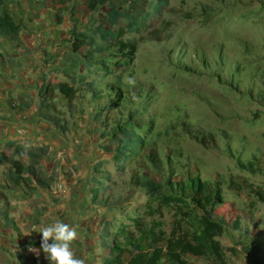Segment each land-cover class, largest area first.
I'll return each instance as SVG.
<instances>
[{"label":"rangeland","instance_id":"rangeland-1","mask_svg":"<svg viewBox=\"0 0 264 264\" xmlns=\"http://www.w3.org/2000/svg\"><path fill=\"white\" fill-rule=\"evenodd\" d=\"M14 2L25 39L33 35L26 39L30 70L23 73L34 81L45 74L49 82H68L81 91L71 108L55 97L68 120L65 138L72 156L48 150L51 157L42 161L52 177L49 189H1L8 164L0 166V190L21 231L17 235L6 228L0 217V264H50L29 241L42 238L34 227L56 220L77 228L72 250L86 264H103L116 240L114 231L119 226L134 230V218L168 232L173 212L147 207L145 191L134 186L137 178L157 182L163 173L174 180L199 176L219 182L223 203L217 214L228 225L241 223L239 230L228 227L218 238L228 264L264 261V0H26L27 9ZM111 3L138 20H120L119 39L126 45L93 52L89 59L88 44L73 53L70 13L77 33L104 46L94 31L119 27L108 22ZM38 10L46 11L40 24ZM88 83L100 99L93 101L88 87H82ZM115 88L124 98L117 105ZM117 126L127 128L126 136L142 139L120 161L104 149H114L116 139L123 138L118 131L105 136ZM4 140L0 133V149L12 155ZM95 190L103 203L92 200Z\"/></svg>","mask_w":264,"mask_h":264},{"label":"trees","instance_id":"trees-1","mask_svg":"<svg viewBox=\"0 0 264 264\" xmlns=\"http://www.w3.org/2000/svg\"><path fill=\"white\" fill-rule=\"evenodd\" d=\"M162 4L165 0H155ZM6 0H0V37H3L14 43H21L19 32L22 25L14 19L9 12L3 8ZM95 1L88 5L90 10L94 9ZM108 22L111 26L117 25V28L96 29L95 35H99L105 45L101 46L95 43L93 36L75 31V18L70 13L72 29L69 31L71 40V49L73 53H78L85 44L89 45L88 59L93 52H105L110 47H124L126 44L119 39L122 36V25L120 20L123 18L130 24L137 23L138 20L129 15L126 10H117L113 4H110L108 12ZM58 20L60 18L58 17ZM114 39L113 44L110 42ZM70 41V40H69ZM0 57L2 55L0 54ZM86 92L91 94L93 101L100 99L97 90L92 83L85 84ZM118 88H115L113 104L124 101ZM80 86L69 84L68 82H48L43 79V83L38 90L39 109L43 111L41 118L52 124L56 131L65 137L68 130V120L63 112L55 103L56 94L60 95L66 103L67 108L79 98ZM117 101V102H116ZM126 125L133 126L135 123L128 122ZM127 128L117 126L105 136H114V132H119L123 138L116 139L114 149L104 147L106 152H112L113 157L118 161L129 157L127 151L133 152L137 144L142 139L134 137L133 133L126 136ZM132 145L128 146L127 143ZM4 146L12 149V155L5 154L0 149V165L8 164V169L4 173V182L1 189H20L26 192H32L38 188L46 190L51 187L52 177L48 176L41 168L42 159L48 154V147L32 146L26 156H22L23 145L14 141H6ZM14 156L26 157L24 163ZM152 161L157 172L162 174L161 166L158 165L152 156H148ZM242 168L250 169L251 165L240 164ZM135 187L143 189L147 196V207L157 205L171 210L174 215L172 226L168 232L161 226H148L141 223L138 218L133 219L134 230L128 227L119 226L113 234L116 240L110 245L108 254L103 259V264H189V260L204 261L205 264H228V258L225 247L218 240L226 234L227 228L239 230L241 223L236 220L231 225L226 224L224 218L217 214L216 209L223 203V195L219 182L203 180L199 176H188L184 179L174 180L171 174H162L160 181L144 180L137 178ZM6 195L0 190V207L4 202L5 208L0 210V217L4 226L14 231L17 235L21 231L15 220L9 214V204L5 202ZM92 200L94 203H103L104 201L97 196V190L93 191ZM42 239V238H41ZM41 239L29 241V245L37 251L40 249ZM51 242V241H50ZM165 243V246H161ZM40 253H43L40 251ZM44 254V253H43ZM24 260L25 256H19ZM254 264H264V261L258 260Z\"/></svg>","mask_w":264,"mask_h":264},{"label":"crops","instance_id":"crops-1","mask_svg":"<svg viewBox=\"0 0 264 264\" xmlns=\"http://www.w3.org/2000/svg\"><path fill=\"white\" fill-rule=\"evenodd\" d=\"M14 1L16 0H6L3 8L16 20L14 11L17 6ZM20 5L27 9L29 4L26 0H20ZM38 12L41 16L38 18V24H40L44 19L43 15H46V11L38 10ZM54 16L56 21L58 17L60 18L57 14ZM19 35L21 43H14L0 37V54L2 55L0 57V121L2 122L0 133H3L6 141H14L20 145L25 143H29L31 146L45 145L49 151H53L55 154H63L69 158L72 156L70 153L71 143L67 142L66 138L62 137L52 124L41 118L43 111L39 109L38 90L43 79L48 81L47 76L43 74L39 81H34L30 74L25 75L23 73L30 70V61L25 55V51L29 47L26 39H33V35L26 36L25 39L23 27ZM56 96L61 97L58 94ZM47 156L43 159L50 158L51 153L48 152ZM24 159L27 162V158L24 157ZM44 160L41 161L42 169ZM43 171L45 172L44 169ZM38 191L40 188L32 192Z\"/></svg>","mask_w":264,"mask_h":264},{"label":"clouds","instance_id":"clouds-1","mask_svg":"<svg viewBox=\"0 0 264 264\" xmlns=\"http://www.w3.org/2000/svg\"><path fill=\"white\" fill-rule=\"evenodd\" d=\"M130 85L135 84L133 78L128 79ZM136 97L133 96V99ZM31 144L25 143L23 145L24 151L22 156H26L28 150L31 148ZM32 232H38L41 234L42 239L40 243V249L37 252L42 251L50 264H86L85 259L78 258L72 250V245L79 239L77 228L60 220L47 225L40 226L38 229L33 228ZM26 233L25 235H30ZM51 241V242H50ZM33 251L32 249H30Z\"/></svg>","mask_w":264,"mask_h":264}]
</instances>
